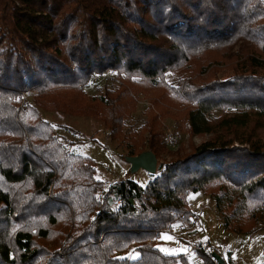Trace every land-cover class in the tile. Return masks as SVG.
<instances>
[{
	"label": "trees",
	"instance_id": "1",
	"mask_svg": "<svg viewBox=\"0 0 264 264\" xmlns=\"http://www.w3.org/2000/svg\"><path fill=\"white\" fill-rule=\"evenodd\" d=\"M106 71L117 85L86 93ZM139 95L144 119L125 133ZM41 111L101 122L125 155L162 154L165 117L207 137L144 186L105 184ZM195 191L225 231L264 226V0H0V264H187L157 243L190 224Z\"/></svg>",
	"mask_w": 264,
	"mask_h": 264
},
{
	"label": "rangeland",
	"instance_id": "2",
	"mask_svg": "<svg viewBox=\"0 0 264 264\" xmlns=\"http://www.w3.org/2000/svg\"><path fill=\"white\" fill-rule=\"evenodd\" d=\"M226 75L225 71L219 73L220 78ZM117 83L118 78L115 72L106 71L99 75H91L84 85V90L88 94H97L104 88H114ZM145 106V98L139 95L135 111L123 121L125 133L138 129L144 119L143 109ZM219 113V111H214L213 116ZM41 116L53 125L54 134L65 148L72 153L86 156L94 162L95 176L103 180L105 184L129 178L144 186L151 178V175L141 169L135 172L129 171V165L123 159L125 156L123 144L118 140L108 139L101 122L86 116L48 111H41ZM160 124L163 134L170 129L178 134V141L173 146L165 145L166 150L156 157L155 171L159 162L168 160L171 153L187 150L189 140L197 145L207 137L206 134L188 137L186 132L178 129L177 121L170 117L160 119ZM64 126L69 127L71 131L65 130ZM185 200L193 217L190 219V224L180 227V229H184L183 231L178 229L177 233L168 235L172 236L174 241V244L168 248L173 250L171 255L179 253L187 242L204 241L220 256L221 264H264V226L249 234L227 232L223 229L220 217L209 197L200 191H195L187 194ZM170 233L171 229L166 234ZM184 259L187 264H205L201 255L196 253H189L187 257L184 256ZM173 264H182V262L177 261Z\"/></svg>",
	"mask_w": 264,
	"mask_h": 264
},
{
	"label": "water",
	"instance_id": "3",
	"mask_svg": "<svg viewBox=\"0 0 264 264\" xmlns=\"http://www.w3.org/2000/svg\"><path fill=\"white\" fill-rule=\"evenodd\" d=\"M123 159L129 165L130 172H135L136 170L141 169L149 175L155 173L156 157L149 150H143L135 155H125ZM128 201H130V199ZM211 256L216 260V264H221L222 259L216 252L212 251Z\"/></svg>",
	"mask_w": 264,
	"mask_h": 264
},
{
	"label": "built area",
	"instance_id": "4",
	"mask_svg": "<svg viewBox=\"0 0 264 264\" xmlns=\"http://www.w3.org/2000/svg\"><path fill=\"white\" fill-rule=\"evenodd\" d=\"M21 99L22 101L18 105V108H24V102L27 99V93L21 92ZM178 141V134L176 132L171 131L170 129L164 134V142L165 145H175ZM162 233H169V227H165L161 230ZM211 249L209 248L208 244L204 241H191L184 244L182 248V253L187 255L189 253H206L209 252ZM213 263L216 264V260L213 258Z\"/></svg>",
	"mask_w": 264,
	"mask_h": 264
},
{
	"label": "crops",
	"instance_id": "5",
	"mask_svg": "<svg viewBox=\"0 0 264 264\" xmlns=\"http://www.w3.org/2000/svg\"><path fill=\"white\" fill-rule=\"evenodd\" d=\"M193 217V216H192ZM173 226H174V228H173ZM180 227H184V226H182L181 224H179V222L178 221H175V222H172L171 224H170V226H169V229H171V233L170 234H166V233H161L160 235H159V238H158V243H157V248L158 249H160V248H165V249H168L169 248V246L171 245V244H174V241L171 239V240H163V239H161L160 237L162 236V235H171L172 233H177V230L179 229V231H183L184 229H180ZM172 237V236H171ZM196 238V237H195ZM197 239H199V238H197ZM179 253H181V254H183L182 253V248H181V250L179 251ZM178 254V253H177ZM184 255V254H183ZM185 257H187V255H184Z\"/></svg>",
	"mask_w": 264,
	"mask_h": 264
},
{
	"label": "snow or ice",
	"instance_id": "6",
	"mask_svg": "<svg viewBox=\"0 0 264 264\" xmlns=\"http://www.w3.org/2000/svg\"><path fill=\"white\" fill-rule=\"evenodd\" d=\"M160 238L163 239V240H171V239H173L172 237H170L168 235H162ZM159 250L162 251V252L168 253V254H173V250H171V249L160 248ZM129 258H132V257H129Z\"/></svg>",
	"mask_w": 264,
	"mask_h": 264
}]
</instances>
